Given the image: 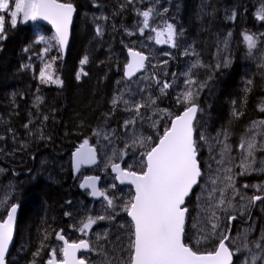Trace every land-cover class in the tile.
Instances as JSON below:
<instances>
[{"label": "snow or ice", "instance_id": "obj_1", "mask_svg": "<svg viewBox=\"0 0 264 264\" xmlns=\"http://www.w3.org/2000/svg\"><path fill=\"white\" fill-rule=\"evenodd\" d=\"M136 4L137 0H124L119 5V11L123 12L127 6H132L136 15L142 18L138 27L139 34L143 36L149 30L154 36H149L148 39L154 40L155 44L179 48L178 40L183 31L175 23L164 19L161 25L152 24L156 16H163L168 9L164 8L159 12L153 6L140 9ZM93 6L100 5L94 3ZM76 11L73 0H0V41L7 38L6 16L10 19L12 28H16L18 19H22L24 23L46 21L54 30L50 38L41 35L35 41L37 44L46 45L41 57L47 56L53 47L59 53L58 56H50L42 62L38 73L41 85L60 88L64 85V81L57 75L56 63L58 59H63L69 47ZM237 15V11L233 10L225 18L235 22ZM254 18L264 24V4L260 5ZM108 19L105 15L93 17L94 22H107ZM115 27L113 24V28ZM125 31L129 36L135 34L128 29ZM95 34L103 37L102 25H95ZM232 35L228 31L223 39L217 38L214 65L203 63L199 52L193 46L185 47L182 51V56H191L193 61L183 74L186 77L184 90L176 97L177 104L183 105L180 114L160 108L159 96L149 95L135 99L127 86L113 95L110 101L111 112L103 114L104 126H97L91 133L97 137L98 143L107 142V151L103 158H99L98 149L90 144L89 139H84L71 157L74 172L80 173L84 166L99 167L102 164V170L110 169L114 174L113 180L118 183L101 188L98 186L101 180L99 175L84 176L79 187L89 190L91 197L102 199L103 210L96 214H87L73 224L72 227L82 237L79 240L69 241L65 238L63 229L54 230L55 239L61 241L62 245L58 249L50 247L44 264H234V258L241 255V264H264V227L257 230L253 219V209L260 208L264 212V181L252 185L237 183L241 176L264 174V155H258L264 154V118L250 123L235 145V152L233 145L229 143L231 133L228 129L221 130L215 137L198 131V114L203 112L199 105L200 94L209 86L215 72L231 65V56L224 53L229 49ZM241 35L246 56L257 60L258 66L264 68V32L244 30ZM162 55L173 58V54L169 52ZM128 57L130 59L124 65L123 72L124 78L130 81L137 73L146 70L149 55L129 47ZM88 63L89 57L84 55L79 61L80 69L75 77L77 81L88 75L83 67ZM162 63L167 65L168 61ZM195 69H205L206 79H198L193 71ZM172 75L176 76V73ZM141 78L154 81L159 86L161 96L167 95V91L173 86L167 80L161 81L155 74ZM252 85L251 79L246 81V93L252 91ZM41 103L43 99L37 96L36 106ZM118 110L131 113L120 126L123 134L106 127L107 121ZM258 110L264 113V104L258 106ZM232 115L239 119L243 113L234 110ZM165 118L170 120V124L161 134L157 129L160 121ZM48 119L47 115L43 116V121ZM145 122L156 132L155 139L137 127L138 123L143 125ZM32 123L29 120L24 128L28 129L29 135H37L38 139L44 140L42 130L32 132ZM117 141H122V147L117 146ZM202 144L207 145L210 152L214 153L211 159L216 167L211 174H206L202 168L199 158ZM130 154L139 157V160L134 164L123 165V161ZM211 168L209 165V169ZM2 171L4 170L0 169ZM120 185L131 186L127 197H121L115 191ZM249 188L254 189L251 194L243 191ZM109 189L113 191L110 192ZM192 197L196 200L195 216H191L189 206ZM19 207V204L12 203L7 208L6 219L0 220V264H7ZM121 213L129 218L118 225L127 236L126 244L119 243V235L111 240L107 230L95 233V240L83 238L88 237L98 223L114 222ZM190 218L191 227L196 229L195 247L188 242L190 238L187 236V226ZM237 220H242L245 226L233 233V222ZM51 234L45 230L30 264H37V258L49 247L45 242ZM201 244L211 247L200 250ZM92 256L98 259L94 261Z\"/></svg>", "mask_w": 264, "mask_h": 264}, {"label": "trees", "instance_id": "obj_2", "mask_svg": "<svg viewBox=\"0 0 264 264\" xmlns=\"http://www.w3.org/2000/svg\"><path fill=\"white\" fill-rule=\"evenodd\" d=\"M154 1L158 0H137L136 7H144ZM73 2L77 11L69 47L65 58L58 59L56 63L57 75L64 81L62 88L44 86L38 80L42 62L59 55L53 47L42 59L43 46L35 43L38 34L50 38L53 34L49 30L35 22H18L17 27L12 28L10 20H6L7 38L0 41V137H3L0 139V169L4 170L0 172V202H4L0 203V220L6 218L7 208L12 203L20 205L14 244L7 264H30L45 230L52 233L45 242L49 247L37 258V264H44L50 247H60L55 242V231L63 229L65 238L74 241L68 234L77 223L73 217L75 208L77 203L87 201V194L78 190L81 176L76 179L73 176L71 154L84 139L94 143L96 137L92 136V129L104 126L103 114L111 112L110 101L118 93L117 81L123 80L127 62L123 41L126 44L135 38L132 35L127 38L125 29L132 28L137 32L133 27H136L138 16L132 6L119 11L124 0ZM94 3L100 6L94 7ZM261 4L264 0H176L171 3L178 29L183 31L182 36L192 43L205 64L216 63L217 38L223 39L228 31L233 33L229 49L224 53L231 56V65L215 72L209 86L200 94L206 114L226 117L229 105L235 102V108L246 115L250 110L254 112L256 104L264 99V70L249 61L241 35L244 30L264 32V24L254 18ZM233 10L238 13L235 22L225 18ZM100 15L108 16V21L94 22L93 17ZM97 23L103 27V37L95 34ZM84 55L89 57V63L83 66L88 75L77 81L79 61ZM169 66L174 69L178 64L173 61ZM194 73L198 79H206L205 69H195ZM249 79L253 81L252 91L246 93V81ZM37 96L43 99L38 106ZM165 100L167 104L160 102L162 106L177 114L183 110V105H176L171 94ZM45 115L49 117L47 121H43ZM127 115L122 110L116 111L106 127L120 133V126ZM29 120L33 122L30 124L32 132L42 130L44 140L38 139L37 135H29L28 129L24 128ZM220 125L235 127L234 135L238 137L243 122L230 120ZM238 142L239 139L236 145ZM23 144L27 146L22 147ZM81 174L83 177L87 175ZM92 174L98 175V171ZM189 206L191 216H195L197 212L191 198ZM123 219L127 221L126 215ZM116 235L109 233L111 240H115ZM187 236L190 238L188 242L195 247L196 233L191 227V218ZM119 243L124 245L127 242L122 237ZM199 247L205 250L211 245L201 244ZM91 259L95 261L98 258L92 256Z\"/></svg>", "mask_w": 264, "mask_h": 264}, {"label": "rangeland", "instance_id": "obj_3", "mask_svg": "<svg viewBox=\"0 0 264 264\" xmlns=\"http://www.w3.org/2000/svg\"><path fill=\"white\" fill-rule=\"evenodd\" d=\"M172 2H176V0H158V1L148 3L144 7H140V9H145L149 6H153L157 9V11L162 12V10L164 8H167L168 9L167 13H164L163 16H156L155 17V19L152 21L153 26L161 25L162 21L164 19H167L169 22L175 23V25L178 28V24L176 21L177 20L176 12H175V10H173V6H171ZM141 19L142 18L138 16V19L136 22V27H133L135 29V31H137V32H135L134 35H132V36H135V38H133L134 40L131 39L130 43H126V44H125V41H123V45H124L125 51H128V48L131 47L134 50L143 51L145 54L149 55V63H148L146 70L143 72V74L139 75L137 78H135L131 81L122 80V82L119 83L118 92L124 90L125 87L127 86L130 89V93L133 94L135 99H140L141 97L146 98L149 95H151L153 97L159 96L160 97L158 100L159 107L163 108V109H168L173 114H177L176 112L172 111L171 109H169L165 106H162V104L160 102L167 104L165 99L167 98L168 94H171L172 99L174 100L176 105H179V104H177L176 97H177V95H179L184 90V80L186 79V77L183 74L189 69V67L193 61V57L182 56L183 59H185V60L187 58H189L186 63H183L181 61L177 62V60L179 59V53L181 54L185 47L192 46V43L190 41H187L183 36H181L183 39H181V37H180L178 40L180 47L177 49H174V51H170V47L167 45H157V44H155L154 40L148 39L149 36H154V34L151 33L149 30H146L145 34L143 36H141L139 34L138 27L140 26ZM6 20L9 21L10 19L6 16ZM18 22H23V21H22V19H18ZM30 22L31 21H29L27 23H30ZM35 24H36V22H35ZM128 30L133 31L132 28L128 29ZM179 30H180V28H179ZM41 35L42 34H38L37 39ZM128 37H131V36L127 35V38ZM41 45L43 46V48L46 46L45 44H42V43H41ZM165 52L172 53L173 58L162 55V53H165ZM45 57L46 56L42 57V59H44ZM165 60L168 61L167 65H163V63H162ZM173 61L177 62V64H178L177 68L173 69L169 66ZM249 61L253 64H256L258 68H261L258 66L257 60L249 59ZM182 63H183V67H182ZM152 65H156V67H152ZM261 69L264 70V68H261ZM193 71L195 72V70H193ZM179 72H181L183 79H182V77L179 76ZM173 73H176V76H173L172 75ZM153 74H155V76L158 79H160L161 81L167 80L170 83H172L173 86L167 91V95L161 96L160 92H159V86L156 85L155 82L152 81L151 79H142L141 78V77H149ZM174 77H175V79H174ZM141 89H144V91H141ZM202 114L203 115L206 114L204 110H203ZM130 115H131V113H128V115L125 116L124 119L128 118ZM169 124H170V120H168L167 118H165L164 120H161L159 128L157 129V131H159L162 134L163 129L165 127H167ZM137 127L144 134L152 135L154 139L156 138V132L153 131V129L151 127H149L148 122H145L143 125H140L138 123ZM228 130H229V128H228ZM198 131H202V128L199 127ZM120 133L123 134L122 128H121ZM106 143L107 142H104V141H100L98 143L97 137H96L94 143H91L92 146H94L98 149V152L100 154L99 158H101V159L103 158L104 153L107 151V149L105 148ZM117 146L122 147V141L121 142L117 141ZM138 160H139V157L134 156V154H130L123 161V165L134 164ZM102 167H103V165L101 164L95 170L98 171V174L101 177V188H107L111 183H115V182L113 180V177L109 174L108 170L103 171ZM95 170H93V171H95ZM109 191L111 192L113 190L109 189ZM115 191L117 192V194L119 196L127 197L128 193L131 190L129 188H118ZM103 204H104L103 200L100 203H98L96 206H94L92 204H87L86 201L79 203L76 205L75 213H74L73 217L76 218L77 223H78V221L87 214H96V213L101 212L103 210ZM194 208H196V205H194ZM125 215L126 214L121 213L119 216L116 217V221L111 222V225L108 224V222L98 223L96 226H94L92 233L86 238L91 239V240H95V233L103 232V231L107 230L111 234H117L116 237L118 235L121 238L123 237L125 239V241L127 242V240H126L127 236L124 235V230L120 229L118 226L119 223L126 222L123 219ZM195 215H196V213H195ZM74 224H76V223H74ZM194 232L196 233V229H194ZM68 237L72 238L73 240H75L76 238H79V239L82 238L80 233L78 231H76L74 228H72V233L68 234Z\"/></svg>", "mask_w": 264, "mask_h": 264}, {"label": "flooded vegetation", "instance_id": "obj_4", "mask_svg": "<svg viewBox=\"0 0 264 264\" xmlns=\"http://www.w3.org/2000/svg\"><path fill=\"white\" fill-rule=\"evenodd\" d=\"M181 39H183V38L181 37ZM170 51H174V49L170 47ZM188 59L189 58H187L186 60L183 59L182 55L179 53V59L177 60V62L181 61L183 63H186ZM183 63H182V67H183ZM179 76L182 77L181 72H179ZM174 79H175V77H174ZM182 79H183V77H182ZM203 104H204V102L201 99H199V105L202 109H203ZM261 104H264V99L262 101H259L256 104V109L254 110V112H252V110H250L247 112L246 115L243 114L239 119L234 118L232 115L234 110H238L241 112V110L235 108L234 103H231L229 105L226 117H220L219 114H217V115H211V114L203 115L202 113H199L198 114V120L200 121L199 127L202 128V132H204L205 135H207L209 137H215L216 134L218 132H220L221 130L228 129L224 126H221L220 124L230 122V120H233V121L237 120L238 122H243L242 131L238 137H235V135H234L237 129L235 127L229 128V131L231 133V138L229 140V143H231L233 145V150L235 152V145H236L238 139L245 132V129L250 125V123L253 120L264 118V113H261L258 110V106H260ZM226 108H225V110H226ZM209 124H212V125H209ZM213 154L214 153L210 152L207 145H204V144L202 145L199 158L201 160L202 168L205 170L206 174H211V172H213L215 167H216L215 162L211 159V156ZM236 154L239 155V153H236ZM258 155H264V154L258 153ZM209 165L212 166L211 169H209ZM92 172L93 171L85 172V173H87L86 176L92 175ZM80 176H81V178L83 177L82 174ZM262 181H264V174H253V175H246V176L239 177L237 183H238V185H242L244 183H248V184L252 185V184L260 183ZM198 191H199V189H197V192ZM243 191H247L249 194H251L254 191V189L249 188V189H246ZM191 199H192V204L196 205L195 198L192 197ZM86 203L92 204L94 206L97 205V204L90 202V201H86ZM195 210L197 212L196 208H195ZM253 219H254V223L257 227V230H259V228H261V227H264V212H261L260 208L253 209ZM244 226L245 225L243 224L242 220H237V221L233 222V229H232L233 233H235L236 231H238L239 229H241ZM242 258H243L242 255L235 257L234 258V264H241Z\"/></svg>", "mask_w": 264, "mask_h": 264}, {"label": "water", "instance_id": "obj_5", "mask_svg": "<svg viewBox=\"0 0 264 264\" xmlns=\"http://www.w3.org/2000/svg\"><path fill=\"white\" fill-rule=\"evenodd\" d=\"M74 16H75V14H74ZM73 21H74V17H73ZM36 24H37L38 26L42 27V28H45V29L49 30L50 32H52V33L54 34V30L51 28V25H49L46 21H39V22H36ZM69 42H70V41H69ZM66 51H67V50H66ZM65 55H66V52L64 53L63 59L65 58ZM126 57H127V61H128V60L130 59V58L128 57V51L126 52ZM141 74H143V72H142V73H137V75H136L135 77H133L132 80L135 79V78H137V77H138L139 75H141ZM123 80H125V81H129V80H126V79L124 78V72H123ZM130 81H131V80H130ZM90 144H91V143H90ZM96 168H98V167H97V166H84V167L81 168L80 173H76V172H74V170H73V176H74V178L76 179L77 177L80 176L81 173L91 172V171L95 170ZM72 169H73V167H72ZM108 172H109V174L113 177L114 174L111 173V170H110V169H108ZM92 175H93V174H92ZM88 176H89V175H88ZM83 178H84V177H82V178L80 177L79 182H78V190H79V192L82 193V194H87V201L93 202V203H95V204L100 203V202L102 201V199H97V198H93V197H91V196L88 194V193H89V190L81 189V188L79 187L80 183L83 182ZM114 182H115V181H114ZM115 183H118V182H115ZM98 186L101 187V180H100V183H99ZM118 188H129V189L131 190V186H130V185H120ZM18 214H19V211L17 212V219H16V225H15V228H14L13 242H12V244L9 246V252H8V255H9V253H10L12 247H13V244H14V239H15V234H16V227H17V220H18ZM126 218H127V220H129V218H128L127 216H126ZM5 219H6V218H5ZM55 242H56L59 246L62 245V242H61V241H57V240L55 239ZM8 255H7V257H8ZM82 255H88V254H84V253H82Z\"/></svg>", "mask_w": 264, "mask_h": 264}, {"label": "bare ground", "instance_id": "obj_6", "mask_svg": "<svg viewBox=\"0 0 264 264\" xmlns=\"http://www.w3.org/2000/svg\"><path fill=\"white\" fill-rule=\"evenodd\" d=\"M85 197V196H84ZM67 238V237H66Z\"/></svg>", "mask_w": 264, "mask_h": 264}]
</instances>
